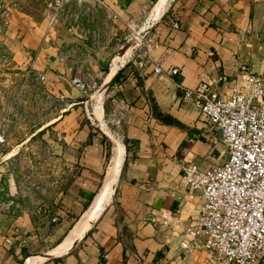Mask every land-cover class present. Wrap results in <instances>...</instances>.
Masks as SVG:
<instances>
[{
  "label": "crops",
  "instance_id": "obj_1",
  "mask_svg": "<svg viewBox=\"0 0 264 264\" xmlns=\"http://www.w3.org/2000/svg\"><path fill=\"white\" fill-rule=\"evenodd\" d=\"M8 1L18 2L19 8L8 31L0 32V41L17 65L19 58L36 71H48L51 90L63 92L72 105L52 121L54 138L56 133L62 138L53 139L59 157L52 168L54 181H41L45 191H30L42 204V222L32 214L8 213L0 205V264H24L44 241L64 239L103 188L112 165L109 133L90 114L83 92L68 80L71 67L65 58L75 56L77 49L82 56L92 51L109 56L113 46L96 52L90 45L95 46L98 37L116 42L119 35L141 30L151 12L154 23L142 36L156 35L150 52L140 42L132 58L133 51L122 50L101 69L108 75L116 60L131 58L107 89L106 75L102 111L96 105L100 115L107 111L108 98L112 106L120 99L128 106L123 122L125 156L113 199L72 251L46 264H220L203 249L181 248L185 229L203 202L184 180V167L222 164L228 148L222 141L214 142L218 131L194 100L183 99L180 86L193 88L223 73L235 82L241 78L242 63H248L264 83V0H170L168 8L163 0H106L117 17L91 1L84 6L91 12L80 21L69 18L62 30L48 29V9L35 13L31 8L35 0ZM97 26L109 31L97 32ZM137 36L139 40L141 35ZM1 62L0 57V93L5 94L8 73ZM157 62L162 76L154 72ZM232 82L222 87L224 93H231ZM13 184L12 180L15 190Z\"/></svg>",
  "mask_w": 264,
  "mask_h": 264
},
{
  "label": "built area",
  "instance_id": "obj_2",
  "mask_svg": "<svg viewBox=\"0 0 264 264\" xmlns=\"http://www.w3.org/2000/svg\"><path fill=\"white\" fill-rule=\"evenodd\" d=\"M91 1L112 17L118 16L106 0H46L48 29H54L61 19L65 22L71 17L81 19L91 11L84 9L85 4ZM18 8L16 1L0 0V32L8 31ZM173 25L178 27L179 23L174 22ZM155 39L156 35H148L141 38V43L150 52ZM0 57L4 64L12 61L4 41H0ZM144 64L140 62V65ZM240 71L241 78L235 82L223 73L215 79H203L193 88L180 86L183 99L194 100L218 131L213 137L214 142L222 141L228 148V159L222 164L202 167L191 163L184 167V180L203 202L197 216L185 229L181 248L186 252L203 249L220 264L264 262V83L248 63H242ZM154 72L159 76L164 74L158 62ZM177 72L178 68L172 70V74ZM30 75H35L37 82L43 85L52 111L62 114L71 107L72 103L63 92L54 93L49 87L48 71H36L29 64L26 79ZM67 78L84 95L96 87L78 73L69 74ZM229 82H232L231 93L226 94L222 87ZM5 102L6 95L0 93V105ZM127 108V103L120 99L110 114L112 121L121 125ZM98 123L102 126L100 121ZM58 136L62 139L60 133ZM5 141V130L0 129V143ZM3 191L1 187L0 200L10 195ZM12 204L13 209L8 213L16 215L22 209L21 204L12 200L7 205ZM41 214L42 211L40 219Z\"/></svg>",
  "mask_w": 264,
  "mask_h": 264
},
{
  "label": "rangeland",
  "instance_id": "obj_3",
  "mask_svg": "<svg viewBox=\"0 0 264 264\" xmlns=\"http://www.w3.org/2000/svg\"><path fill=\"white\" fill-rule=\"evenodd\" d=\"M44 7L47 8L46 0H35L31 5L35 13H42ZM151 13V18L149 17L147 19L141 30L137 31V27L135 32L130 35H119V39L116 42L114 38L108 41L107 38L104 39L103 37V39H97L94 42L95 46H93V43L90 45L91 48L96 49V52L97 49L106 46L108 48L110 45L113 46L114 48L109 51V56L105 53L104 56L100 55L103 57V59H101V57L97 55L98 53L95 55V51L94 53H92V51L82 56V50L77 49V54H75V56L65 58L71 67L70 74L78 73L85 78L86 81L96 84V87L85 95L86 105L88 106L90 114L99 118L102 123V130L109 133L111 154L112 149L114 152L116 146V138H120L123 141L122 143H124V119L121 125L112 121V116L110 114L114 106H112L111 99L109 98L105 104L107 109L105 115H100L103 102L102 95L104 92V90H102V85L108 72L105 73L104 70L101 69L102 66H104V62L107 64L108 68L109 62L112 63L122 50L127 52L133 51L131 55L132 58L135 48L141 42L142 33L154 23V12ZM85 16L88 15L86 14ZM72 20L75 21L74 19ZM80 20L81 19H78V21ZM65 24L66 22L61 19L54 29L62 30ZM59 25L60 27L57 28ZM99 29L101 32L105 29L106 32L109 31V29L104 26H97L96 31L98 32ZM85 30L87 31V28ZM104 34L106 36V33ZM137 34L141 35L139 40H137ZM108 35L106 37H108ZM120 46H123L121 51L119 50ZM15 60L16 59L12 58V61L7 64L1 62L3 66L7 67L8 76L5 90L6 102L0 105V129L5 130L6 134V141L0 143V188L3 187V192H8L10 195L5 196V200L1 199L0 205L2 207L4 206L7 212H11L14 204H7L12 200L18 201L22 208L18 211V215L24 213L32 214L36 222L40 223L42 222L40 219L42 204L32 199L30 191L33 189L45 191L41 181H54L55 174L52 173V168L58 164L59 157L55 153L53 139H56V141L60 139L58 133L55 134V138L53 136V132L57 131L56 129L54 130L52 121L60 117L63 113L60 114V112L51 110L47 95L44 92V87L37 82L35 75H30L28 79H26L29 64L26 62L22 63L18 58L17 65V61ZM97 104L101 105V111L96 108ZM8 152H10L9 156L7 155ZM12 180L14 181L13 185L16 187L15 190L12 189ZM25 200L31 201L27 203ZM83 214L73 222L69 229L72 228L75 222L80 221ZM66 233L64 235H66ZM63 237L64 236L59 240L44 241L39 246L35 247L24 260V264L30 256H46V259L40 264H46L53 258H56H48L47 255L57 250L59 244L66 238L65 236L63 239Z\"/></svg>",
  "mask_w": 264,
  "mask_h": 264
},
{
  "label": "bare ground",
  "instance_id": "obj_4",
  "mask_svg": "<svg viewBox=\"0 0 264 264\" xmlns=\"http://www.w3.org/2000/svg\"><path fill=\"white\" fill-rule=\"evenodd\" d=\"M170 0H163L162 3L165 2V7ZM160 4V3H159ZM161 6V5H160ZM168 7V6H167ZM166 7V8H167ZM156 17V16H155ZM144 33V32H143ZM142 33V35H143ZM128 43V42H127ZM136 46V44H135ZM121 51V50H120ZM122 52V51H121ZM128 54V53H127ZM126 55V54H125ZM128 56V55H126ZM124 57V56H123ZM127 57L121 59L119 62H114L107 77L105 85H107L112 78L116 75L120 67L127 61ZM129 60V59H128ZM100 105V104H99ZM115 137V136H114ZM125 156V148L120 138H116V146L113 152V161L109 170V174L107 173V181L110 180L109 185L100 190L97 194V197L94 199L93 203L87 209L81 220L75 225V227L71 230V232L67 235L65 240L59 244L57 250L48 254L51 256H62L70 251H72L88 234V232L94 227L96 221L99 219L103 210L105 209V204H107L114 194V190L112 189V179L115 177L117 181V172L119 173ZM105 183V182H104ZM105 185V184H104ZM46 259V256H30L25 264H40L43 260Z\"/></svg>",
  "mask_w": 264,
  "mask_h": 264
},
{
  "label": "water",
  "instance_id": "obj_5",
  "mask_svg": "<svg viewBox=\"0 0 264 264\" xmlns=\"http://www.w3.org/2000/svg\"><path fill=\"white\" fill-rule=\"evenodd\" d=\"M145 32H146V31H145ZM145 32H144V33H145ZM144 33H143V35H144ZM143 35H142V36H143ZM121 69H122V68H121ZM121 69H120V70H121ZM118 73H119V71L116 73V75L113 77V79H112V80L106 85V88H105V89H107V88H108V87L114 82V79H115V77L117 76ZM106 133H107V132H106ZM107 134H108V133H107ZM120 172H121V171H119V173L117 172V176H116V177H117V181L115 182L116 178L114 177V178L112 179V182H111L112 189L114 190V192H115L116 187H117V183H118V180H119ZM106 176H107V175H106ZM108 181L110 182V180H108ZM108 181H107V178H106L105 185H103L104 187H106V186L109 185V182H108ZM113 195H114V194H113ZM112 197H113V196H112ZM109 202H110V201H109ZM109 202H108V203H109ZM108 203L105 204V207H104V208H106V206L108 205ZM77 222H78V221H77ZM74 227H75V225H74ZM71 230H72V229H71ZM71 230H70V231H71ZM70 231H69V232H70ZM90 231H91V230H90ZM90 231H89V232H90ZM89 232H88V233H89ZM68 234H69V233H68ZM68 234H67V235H68ZM67 235H66V236H67ZM47 257H48V258H51V257H57V256L47 255Z\"/></svg>",
  "mask_w": 264,
  "mask_h": 264
},
{
  "label": "trees",
  "instance_id": "obj_6",
  "mask_svg": "<svg viewBox=\"0 0 264 264\" xmlns=\"http://www.w3.org/2000/svg\"><path fill=\"white\" fill-rule=\"evenodd\" d=\"M120 72H121V70L119 71V73H118L117 76L115 77L114 82L119 78ZM110 148H111V147H110ZM110 156H111V149H110V151L108 152V157H110ZM87 208H88V206H87ZM87 208H86V209H87Z\"/></svg>",
  "mask_w": 264,
  "mask_h": 264
}]
</instances>
